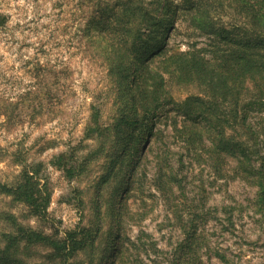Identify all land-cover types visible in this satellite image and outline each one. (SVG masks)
Wrapping results in <instances>:
<instances>
[{
	"label": "rangeland",
	"instance_id": "1",
	"mask_svg": "<svg viewBox=\"0 0 264 264\" xmlns=\"http://www.w3.org/2000/svg\"><path fill=\"white\" fill-rule=\"evenodd\" d=\"M123 1L0 0V99L11 107L0 113V182L13 181L23 163H41L40 185L48 180L51 190L41 214L0 194V247L6 235L19 233L14 218L52 240L77 241L78 252L69 257L74 264H106L108 239L120 227L127 241L136 242L141 230L148 234L149 249L140 253L126 242L125 264H227L220 254L229 264H264V212L254 207L257 188L230 177L235 161L227 160L226 178L213 160L188 153L174 135V118L178 125L185 119L172 104L150 126L156 135L146 139L137 171H130L133 163L123 149L132 130L119 119L130 112L131 89L114 70L103 35L106 17ZM141 1L173 23L174 5L184 0ZM225 3L230 6L224 19L231 21L234 4ZM174 25L168 56L210 48L209 39L186 23ZM129 58L134 63L136 58ZM166 58L160 57V65L156 58L154 65L165 67L164 88L174 99L206 92L199 83L180 80L164 66ZM53 86L56 90L40 100L42 107L30 111L29 104L22 111L18 103L31 98L25 93ZM11 111L22 112L17 117ZM61 153L78 164L73 178L57 164ZM227 206L237 207L233 224ZM13 251L26 253L23 264H43L51 253H59V264L65 261L51 246L21 242Z\"/></svg>",
	"mask_w": 264,
	"mask_h": 264
},
{
	"label": "trees",
	"instance_id": "2",
	"mask_svg": "<svg viewBox=\"0 0 264 264\" xmlns=\"http://www.w3.org/2000/svg\"><path fill=\"white\" fill-rule=\"evenodd\" d=\"M168 1V5L174 3V0ZM229 1L236 11L231 21L224 19L227 14L225 6H230L225 0H184L174 5L172 23L158 17L154 9L141 0H124L118 11L106 17L103 35L110 42L106 50L114 70L119 78L128 80L127 87L131 89L130 112L125 111L119 119L132 130L123 149L133 163L130 171H137L136 164L146 139L156 135L150 126L158 123L166 106L172 104L185 119L182 125H178L174 118L173 129L175 137L183 142L187 152L207 161L213 160L211 165L226 178L229 176L226 173L227 160L235 161L230 177L243 179L257 188L254 207L264 212V0ZM177 21L206 36L210 48L193 47L180 54L173 51L168 56L169 31ZM208 51L212 55H208ZM163 56L167 57L164 66H169L180 80L199 83L206 88V92L188 96L182 101L174 99L164 88L162 70L166 71L165 67L158 70L154 65L156 58L160 65L163 59L160 57ZM129 57L136 58L134 63L130 64ZM43 90L35 88L25 93H31V98L30 103H24V96L18 103L22 111L29 104L30 111L42 107V97H48L56 87H45ZM10 108L7 101L0 99V113ZM21 112L10 113L18 117ZM56 160L68 176H75L76 162L66 158L65 153L56 156ZM169 167L168 175L174 180L171 173L173 167ZM40 170L41 163H23L13 181L0 182V194H8L13 201L32 205L36 212L43 213L51 190L48 180L40 185ZM161 173L164 178L167 177V171L161 169ZM236 208L225 207L231 224ZM13 219L11 223L17 226L19 233L6 235L4 247H0V264H23L26 253L21 255L13 251L21 242L51 246L55 252L63 253L64 264H74L69 257L78 252L77 241L67 244L60 239L52 240L41 231L21 227ZM123 221L124 218H121L120 223ZM140 233L136 242L127 241L126 233L120 227L118 233L108 239L104 263L125 264L126 242H130L135 253L148 250L144 238L148 234L143 230ZM155 245L151 242L150 246ZM58 254H48L43 264H59ZM219 257L229 264L224 254Z\"/></svg>",
	"mask_w": 264,
	"mask_h": 264
}]
</instances>
